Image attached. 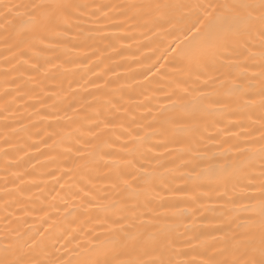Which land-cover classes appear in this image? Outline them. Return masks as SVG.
Instances as JSON below:
<instances>
[{
    "label": "bare ground",
    "instance_id": "6f19581e",
    "mask_svg": "<svg viewBox=\"0 0 264 264\" xmlns=\"http://www.w3.org/2000/svg\"><path fill=\"white\" fill-rule=\"evenodd\" d=\"M209 2L259 0H3L0 260L223 264L259 247L241 206L264 172V48L224 9L228 48L189 64ZM53 3L69 7L32 8Z\"/></svg>",
    "mask_w": 264,
    "mask_h": 264
},
{
    "label": "snow or ice",
    "instance_id": "6c2138e0",
    "mask_svg": "<svg viewBox=\"0 0 264 264\" xmlns=\"http://www.w3.org/2000/svg\"><path fill=\"white\" fill-rule=\"evenodd\" d=\"M0 7L8 8V5L3 4V0H0ZM68 5L61 3L53 4H38L32 5L33 9H41V18L49 20L53 18L57 10L65 9ZM157 7H160L157 5ZM203 8L202 17H198L195 22L191 24L185 34V40L188 41L190 47H188L182 53H178L189 64L193 62L199 63L201 59H208L220 55L229 46V31L231 29H225L222 27L224 22V13L222 10L229 9L234 12L236 16H239L241 11L246 13L248 20L252 25L259 26L258 35L261 43V47L264 48V0H259L258 4L254 3H237V4H220L209 2L203 6H197ZM259 10L258 15H253L254 12ZM11 11V9H9ZM33 19L36 17L33 15ZM179 47V46H177ZM175 50V49H174ZM259 75L264 78V65L261 67ZM262 107H264V101H262ZM261 147L259 152L264 158V132L260 136ZM245 179H249L245 177ZM248 186H251V179H249ZM259 195L251 197V200L255 203L244 204L241 206V210L246 213H253L259 215V227H260V243L259 247H249L244 251L240 257L231 261H224L223 264H264V172L261 173V184L258 189ZM256 221L254 216H249V223L242 225V227L250 228L255 225ZM0 264H25L22 260L7 261L0 260ZM89 264H149V262L140 260H121L113 258L112 260H94ZM150 264H164L163 261H152Z\"/></svg>",
    "mask_w": 264,
    "mask_h": 264
}]
</instances>
